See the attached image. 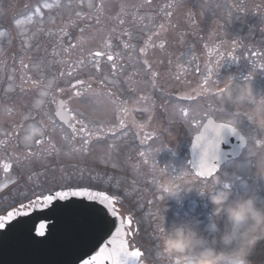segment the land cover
Listing matches in <instances>:
<instances>
[{
    "label": "flooded vegetation",
    "instance_id": "obj_1",
    "mask_svg": "<svg viewBox=\"0 0 264 264\" xmlns=\"http://www.w3.org/2000/svg\"><path fill=\"white\" fill-rule=\"evenodd\" d=\"M235 1L237 0H230L231 8H234ZM246 1L252 4L260 0ZM39 2L43 3V0ZM51 2L55 3L56 0ZM60 2L69 4V0ZM78 2L79 0H72L71 8L44 9V20L45 16L56 15L53 23L43 22L44 32L51 30L53 35L41 40L45 34L38 28V32L42 34L37 39L38 42H35L29 39L28 30L24 27V16L30 15L29 9L34 8L38 0H0V32L9 35L6 40L0 39V141L6 142L0 146V184L15 181L0 191V214H6L20 203H28L37 196L47 194L50 188L59 189L61 185L105 191L119 198L117 207L121 214L134 218L131 226L133 235L129 237L130 247H139L145 253V264H168L167 256L158 254L156 237L159 235V228L166 230L183 223L209 240L223 231L225 223L214 215L212 200L216 193L223 190L221 182L232 180L228 182L227 190L233 199L252 195L258 205H264V183L259 182L257 166L258 161L264 158V147L255 143L264 138V131L245 134L247 145L237 160L243 164V170L252 171L245 181L236 171H220L212 179L196 183L195 176L188 167L189 147L201 129L202 121L193 120L190 116L193 111L187 108L188 104L211 97L216 106L212 111L214 118L225 115V112L219 111L221 97L203 91L205 77L209 78L207 87L212 88L213 92L219 88L228 89L232 85L242 88L248 81H264V67H261L264 65V23L241 22V18L248 14L237 10L231 15L227 10V0H205V4H209L212 9L211 15L219 20L218 25L196 22L194 16L185 11L188 7L182 6L184 0H151L150 3L145 0H103L104 5L110 6L104 14L106 28L126 25L127 31H149L143 47L147 45L146 53L149 52L153 58V65L150 64V70L145 65V78L153 79L152 72L157 74L155 79L173 78L172 95L184 105L173 107L168 113L160 98L146 111L145 121H132L128 128L126 121L121 126L122 116L126 111H119L121 117L117 119V125L109 126L105 131L107 135L98 138L102 144L96 146L99 153L95 155L92 171L83 169L84 156L88 154L91 140L87 151H73L74 147L81 148L82 141L79 137L74 144L66 141L64 135L70 134V129L66 126L65 133L59 131L58 125V130L51 134L56 151L51 152L49 144L45 142L43 149L51 154L45 152L39 158L23 160L28 150L24 142L26 132L19 131L20 126L16 123L14 113L18 103V73L14 68V72L9 71L11 76L8 77L9 72L4 69L2 59L8 55L13 62L14 59L41 52L50 57L66 58L72 63L80 60L82 54L77 43L80 36L84 31L94 30L93 26L97 27L99 24L84 22L90 12L94 13V9H89L87 2L76 8ZM100 2L101 0H93V3ZM122 4L126 6V14H122L125 23L119 25L111 18L115 14H121ZM169 4L175 6L169 8ZM192 9L197 13L193 7ZM77 10L83 13V19H76L74 13ZM169 11L173 13L171 17L166 15ZM18 18L22 19L21 27L15 25ZM93 18L95 19L94 16ZM222 19L224 22H220ZM73 20L75 23L70 22ZM140 25L143 28H136ZM160 25L164 27L161 28ZM61 28H65L68 35L61 37ZM81 28L84 29L83 32ZM20 31H26L28 38L22 37ZM156 33L158 35H154ZM149 37L152 38L150 43ZM160 43L164 44L162 49L159 47ZM64 49H68V52ZM183 59L186 62L184 64ZM249 76L251 79H248ZM164 89L163 87L159 95H163ZM257 94H264V90ZM165 95L169 93L165 91ZM187 97L190 99H184ZM72 101L69 105L71 108ZM181 107L188 109V118L180 113ZM250 144L254 155L250 154ZM31 150L40 152L42 148L33 145ZM142 152L145 153L144 156L140 155ZM16 157L21 160L18 161ZM3 163L12 164L8 173L3 171ZM245 182L246 185H243ZM176 186L191 190L182 191L179 199L168 197L165 189ZM250 259L252 264H264V242L257 246Z\"/></svg>",
    "mask_w": 264,
    "mask_h": 264
},
{
    "label": "snow or ice",
    "instance_id": "obj_2",
    "mask_svg": "<svg viewBox=\"0 0 264 264\" xmlns=\"http://www.w3.org/2000/svg\"><path fill=\"white\" fill-rule=\"evenodd\" d=\"M85 2H87V6L89 9H94V13L90 12L87 19H92L95 17V22L97 24L101 23L100 17L104 13V4L103 0L100 3H93V0H79V2L75 5L76 8L82 7ZM146 3H150L151 0H145ZM142 6V5H141ZM174 4H169L167 7L172 8ZM27 7V6H26ZM72 0H69V4L65 5L60 2V0H56L55 3L51 2V0H43V3H40L38 0L37 5L34 8L29 9L30 15L25 14L24 19L28 21H32L34 17H39V23L42 25L44 22V9L52 10L53 8H71ZM125 5H121V14H117L116 17H112L111 19L116 20L119 25H124L125 20L122 18V14L125 13ZM172 12L169 11L166 13L168 17L172 16ZM77 20L83 19V13L79 10L74 13ZM71 23H75V20L70 21ZM22 24V19H16L15 25L19 27ZM163 28V25H160ZM115 31V29H112ZM39 31H44L43 27L39 29ZM84 29L81 28V32ZM22 37H27L26 31H20L19 33ZM49 35H53L51 30L48 32ZM127 35V32L124 33ZM4 32H0V36H3ZM59 35L66 36L68 35L65 28H61L59 30ZM158 35V33L154 34ZM35 36V33H33ZM151 37H149V43L151 42ZM62 44V39L60 41ZM155 46V45H153ZM70 47H76L75 45H70ZM125 48H129V44L124 45ZM159 47L162 49L164 47L163 43L159 44ZM104 51H95L89 53L90 59L87 60V63H90L97 71L100 70V60L99 58L106 56L107 61L111 63V67L113 70V74H115L116 70L119 68L118 59L119 53H116V58L111 51V40L107 39L104 43ZM147 45L145 48H141L140 52L142 54L146 53ZM65 52H68V49H64ZM57 55L59 53H56ZM233 59H235L233 57ZM145 65L148 66L149 70L151 69V65L148 60L144 61ZM85 64V59H80L75 63L69 65V69L64 72H60L59 76L63 77L67 75L68 77H72L78 68ZM21 68L24 73L20 77V91L23 92L26 90L25 86L30 85L33 88H36L39 92L40 99L37 100L36 106H40L45 103V97H51V103L56 105V111L54 113L55 118L59 120V131L65 133V126L67 129H70V134H65L64 139L69 143H75L77 138L79 137L82 141L81 148H73V151H87V146L90 143L92 138H100L105 133L104 128L102 126L98 128L90 127V123L87 118L80 112L75 111L69 105L70 102L74 98L81 97L85 94L84 90H91L92 85L88 81L77 79L75 84H71L69 89L65 88H56V78H52L50 80H45L43 78V74L41 73L40 79H33L31 76L27 74V70H29L30 65L24 62L22 58L20 61ZM35 67L39 68L40 66L37 64ZM261 67H264L262 65ZM156 73L152 72L153 77V86H155V77ZM107 78L100 81L101 83H105ZM251 79V76L248 77ZM204 88L203 91L205 93H211L213 95H218L223 100L224 93L228 91L227 88H219L215 92L209 85V78H204ZM66 97V98H63ZM190 99V97L184 98ZM9 111L10 110H7ZM180 113H182L184 118H188L189 111L186 108H179ZM219 111L221 113L224 112V104L220 107ZM248 110L242 111L243 114H247ZM22 121H35V117L31 115L29 111L28 114L22 115ZM121 126H123V121H121ZM20 127L25 130L26 135L24 136V142L28 147V150L23 156V160H27L31 157H41L48 152L56 151L55 145L52 143L51 134L58 130L57 120L49 117L47 121H39L34 122L33 124L25 126L24 123H21ZM227 128L233 133L236 132L235 128H231L227 126L225 123H216L215 120L208 118L207 123L202 125V131L199 135L195 137L194 147H200L202 143L204 144L203 154L201 156L198 167L195 169V173L197 176L208 179L214 176L216 173V167L213 165L209 158V152L213 147V142L208 140L207 133L209 131H214L217 136L220 134L221 130ZM109 131H112L111 129ZM115 135V132H113ZM47 142L51 148V152L47 149H43L44 143ZM6 142L0 141V146H3ZM258 143V140H257ZM33 145H39L42 148L40 152H33L31 150ZM141 156H144L145 153H140ZM18 161L21 160L20 157H16ZM12 168L11 163H3V171L8 173ZM31 179V177H29ZM10 183H15L14 180H9L5 183L0 184V191L6 189ZM119 198L115 195H110L105 191L94 190L89 187H72L61 185L59 189H48L47 194L42 196H37L35 199L30 200L28 203H20L18 207L12 208V210L7 211L6 214H0V229H5L6 226L9 230L16 228L20 225H31V228L35 230V234L38 237H45L46 231L49 229V224L45 221L51 219H59L60 215L69 208H80L86 211V213L90 216L93 221L92 233L87 242V244L81 249L79 255L74 258L73 264H145L144 256L145 253L136 246L130 247L129 237L133 235L132 225L134 223V218L131 215H123L120 213L117 205L119 204ZM41 210L43 212L42 216H32L31 214L35 210ZM46 210V211H43ZM19 218V219H18ZM26 218V219H25ZM39 220V224L37 226L36 221ZM12 221H16V224H12ZM105 229H107L105 231ZM114 229V231H113ZM165 231L164 228H159V235ZM102 233V235H101ZM158 235V236H159ZM158 236L156 237L158 239ZM110 237V238H108ZM102 245V246H101ZM99 249L96 251V249ZM91 252H95L94 255L90 254ZM162 255V254H161ZM85 256L88 258L85 259ZM168 264H177L175 260L171 257H167Z\"/></svg>",
    "mask_w": 264,
    "mask_h": 264
},
{
    "label": "rangeland",
    "instance_id": "obj_3",
    "mask_svg": "<svg viewBox=\"0 0 264 264\" xmlns=\"http://www.w3.org/2000/svg\"><path fill=\"white\" fill-rule=\"evenodd\" d=\"M194 1L196 2L193 3ZM235 3L234 8H231L230 0H227V10L231 15L237 12V10L245 11L248 15L242 17L240 20L241 22L264 23V0H260L258 3L252 4L246 0H237ZM184 5L188 8L193 7L199 15L201 21L205 24L215 25L219 22L216 16L211 15L212 9L209 7V4H205V0H184ZM107 8H110V6H104V13L100 17L101 23L97 27L93 26L94 30L84 31L80 36L77 42L81 43L78 46V50L81 54H83L81 59H85V64L78 68L72 77H68L67 75L63 77L59 76L60 72H66L69 69V65L72 64V62H68L66 58H57L55 56L50 57L41 52H34L30 57H21L18 60L14 59L13 62L10 60L8 55L2 59L5 70H8V72H14V68H16L15 71L18 73V80L16 83L18 103L15 107L14 113L17 119L16 123L19 126L21 123H24L27 127V125L33 124L34 122L47 121L49 117L53 118V103H51L50 96L45 97V103L37 107L36 102L40 99V97L36 88L26 85V90L23 92L20 91V77L25 71L20 65L22 58L25 63L30 65L29 70H27V74L29 76L33 79H40L42 73L45 80H50L55 77L56 88L69 89L71 84H75L77 79L95 84V88L87 90L88 92H86L84 96L73 100L71 104L75 111L82 113L87 118L90 123V127L98 128L102 126L104 130H106L111 125H117V119L121 117V110H123V113L126 111L122 116V121H126L127 128L132 121H145L147 119L146 111L151 106V101H149V99L152 98L154 101V96L158 91L156 84L153 86V82L145 81L141 78L144 74L145 68L140 49L143 48V43L148 37L149 31L147 29L131 30L129 33L126 30V25L120 28H117L118 25H115L113 28L115 31L112 29L109 30L104 26V22H106L104 14L108 11ZM185 11L193 12L189 9H185ZM55 16L56 15L45 16L46 20H44V23H53ZM68 16L71 15L69 14ZM116 16L117 14H115L114 17ZM161 16L165 17L166 15ZM84 22L88 24L91 22L94 23L95 19H86ZM114 22L117 23L116 20H114ZM220 22H224V20L222 19ZM102 23L104 24L101 25ZM218 24L220 23H217L216 25ZM24 27L28 30L30 40H34L36 42L37 39L40 38L42 32H38L37 29L43 27V24L41 25L39 23V17H34L32 21L26 20ZM136 28L140 29L143 27L140 25L139 27L136 26ZM124 30L128 32V35L124 34ZM33 33H35V36H33ZM44 34L45 35L40 38L41 40H44L46 36L50 37L47 31H45ZM7 35L8 34L4 32V35L0 36V39L3 38V40H6ZM109 38L111 40V49L109 51L114 54V59L116 58V53L120 54L118 64L121 70H116L115 74H113L111 63L107 61V58L100 61L99 71H97L90 63H87L91 50L97 49L98 51H104V43ZM89 41L92 49L86 46L89 44ZM125 44H130V48H125ZM35 48L37 49L36 43ZM100 59L101 58H99V60ZM182 63H186L184 59ZM37 64L40 66L39 68L35 67ZM10 72L7 74L8 77L11 76ZM105 78H107L105 83H101L100 81ZM173 80V78L157 80L160 88H165L164 93L163 95H160V98L164 100V110L168 113L171 112L173 107L184 105L177 101L173 95H165V91L167 92V90L169 93L174 92ZM251 88L254 94H257L258 91L264 90V82L253 84ZM238 89H240L239 86L237 87V85H232L228 88L226 93L235 92ZM210 98L211 97L205 101L200 100L201 102L188 104L189 106H187V108L193 111V114L190 113L193 120L196 119L197 121H203L209 116H212L210 110L214 109L216 106ZM219 104L221 107L223 106L222 100L218 103V105ZM224 109L228 115L224 116L226 119L215 117L218 122H227V120L236 111L234 106L228 103L224 104ZM242 110L248 109L243 107L240 111ZM29 111L31 112V115L35 117V121H22V115L28 114ZM235 124L236 128L244 131L246 134H256L258 131L261 132V130L250 122L244 114H242V116L237 115L235 117ZM19 131L22 132L25 130L20 127ZM101 144L102 143L98 138L91 139L88 154L84 156V170L92 171L93 161L94 158H96L95 155L99 153L96 146ZM104 160H107V158L104 157ZM243 169V164L236 162L226 167L223 172L236 171V173L238 172V174L242 175L244 178H247V175H251L252 171L250 169ZM259 178L264 183V176L259 175ZM196 183H203V181L196 179ZM243 185L246 184L244 183Z\"/></svg>",
    "mask_w": 264,
    "mask_h": 264
},
{
    "label": "clouds",
    "instance_id": "obj_4",
    "mask_svg": "<svg viewBox=\"0 0 264 264\" xmlns=\"http://www.w3.org/2000/svg\"><path fill=\"white\" fill-rule=\"evenodd\" d=\"M222 103L234 106L235 112L225 122L236 129L235 117L248 109L247 119L264 131V94H254L249 84L224 95ZM247 143V141H245ZM264 147V138L257 140ZM250 154H255L249 145ZM258 170L264 176V158L258 161ZM213 197L214 215L225 223L223 231L213 240L202 236L187 224H176L158 236V254L171 257L177 264H252L250 259L257 246L264 242V205H258L255 196L243 195L233 199L228 182ZM191 189L176 186L166 188L168 197L179 199L182 191Z\"/></svg>",
    "mask_w": 264,
    "mask_h": 264
},
{
    "label": "water",
    "instance_id": "obj_5",
    "mask_svg": "<svg viewBox=\"0 0 264 264\" xmlns=\"http://www.w3.org/2000/svg\"><path fill=\"white\" fill-rule=\"evenodd\" d=\"M207 138L213 142L209 158L216 167V172L223 164L238 158L245 146V139L237 130L233 133L224 128L218 136L214 131H209ZM194 142L195 138L190 148V166L195 173L203 154L204 144L194 147ZM31 215L42 216L43 212L37 209ZM39 222L36 221L37 226ZM45 222L50 226L45 237L36 236L34 229L29 231L30 224L20 225L11 230L6 226L0 232V264H73L74 258L80 254L91 236L92 219L83 209L69 208L59 219ZM12 224H16V221ZM98 250L97 248L96 251ZM90 254L94 255L95 252ZM87 258L85 256V259Z\"/></svg>",
    "mask_w": 264,
    "mask_h": 264
}]
</instances>
